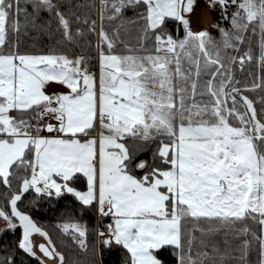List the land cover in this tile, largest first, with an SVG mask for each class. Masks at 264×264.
Returning a JSON list of instances; mask_svg holds the SVG:
<instances>
[{"label": "snow or ice", "instance_id": "6c2138e0", "mask_svg": "<svg viewBox=\"0 0 264 264\" xmlns=\"http://www.w3.org/2000/svg\"><path fill=\"white\" fill-rule=\"evenodd\" d=\"M205 2L218 37L198 0H0V264H69L32 215L61 200L83 252L96 212L100 264H264V0ZM30 30L60 38L22 50Z\"/></svg>", "mask_w": 264, "mask_h": 264}, {"label": "trees", "instance_id": "16d2710c", "mask_svg": "<svg viewBox=\"0 0 264 264\" xmlns=\"http://www.w3.org/2000/svg\"><path fill=\"white\" fill-rule=\"evenodd\" d=\"M68 0H60V3L67 4ZM73 2H84L87 3L89 0H73ZM97 6L99 4V0H95ZM213 23L207 27V29L212 32L214 36H219L218 29L215 27H211L214 25L217 21H219L222 25L228 26V22L220 19V13L218 11H214L210 9ZM131 13H129L130 15ZM94 18L97 19V31L99 30V16H98V8L97 11L92 14ZM49 18V14L42 13L41 19L43 21H46ZM75 27V25H74ZM60 35L59 33H54V35L50 36L46 31H37V30H30L29 33H21V49H28V50H47L48 47L56 44V42L59 40ZM91 39L93 44H95L96 40L98 39L97 34H91ZM33 44L36 45V48L33 49ZM90 55L95 56L96 53L93 51L91 53H88ZM95 64L96 61H93ZM97 70V68H96ZM237 76L244 78V79H251L247 75V72L240 73L237 72ZM249 95H254L253 93H249ZM0 203H3L2 198H0ZM28 201L25 200V204H27ZM46 209V210H45ZM71 210V204L67 200H61L58 204L55 205V207H52L50 205L45 204L40 210H34L32 212V215L37 220V222L45 227L52 235L53 239L56 241L58 247L63 250L69 260V264H71L72 261L78 260L80 261V264H92L93 259L96 260V264H100V257L96 253V234L95 229L100 225L99 219L95 211H86L83 213V219L88 221L90 232H89V248L93 251L89 252H83L78 248V246L72 244L70 241L64 240L61 238V236L57 233V230L53 227V224L57 219H59L62 214H66ZM77 214H79V209L76 210ZM18 235V233H17ZM15 237L11 232L7 233H0V256H3L7 252L6 245H11ZM161 256L163 259H165L168 264H171L172 257L168 252H161ZM123 255L122 253L118 252H111L105 251L104 254V264H121ZM18 264L21 260L20 256H17ZM25 264H39V261L36 258H28L25 261Z\"/></svg>", "mask_w": 264, "mask_h": 264}, {"label": "rangeland", "instance_id": "374dc122", "mask_svg": "<svg viewBox=\"0 0 264 264\" xmlns=\"http://www.w3.org/2000/svg\"><path fill=\"white\" fill-rule=\"evenodd\" d=\"M212 23H213V18L210 12V8L207 6L205 0H198V6L195 8V11L191 14V25L193 30L207 29V27ZM97 73H98V65H97ZM46 90L50 93L55 91H60L63 90V86L59 85L58 83L52 82L47 86ZM0 227H3L2 221H0ZM33 239L36 244L40 242H44V238L38 234H34ZM95 240H96L95 244L97 246V240H98L97 236Z\"/></svg>", "mask_w": 264, "mask_h": 264}]
</instances>
